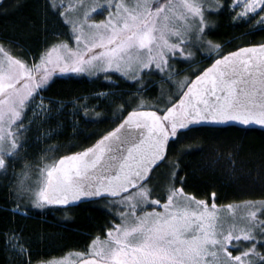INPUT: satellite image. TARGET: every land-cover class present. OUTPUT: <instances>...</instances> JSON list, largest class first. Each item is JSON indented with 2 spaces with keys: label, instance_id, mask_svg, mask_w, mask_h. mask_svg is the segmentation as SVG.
<instances>
[{
  "label": "snow or ice",
  "instance_id": "obj_1",
  "mask_svg": "<svg viewBox=\"0 0 264 264\" xmlns=\"http://www.w3.org/2000/svg\"><path fill=\"white\" fill-rule=\"evenodd\" d=\"M48 7L59 8L58 14L64 15L59 0H49ZM222 11L264 26V0H233L227 7L221 0H105L103 4L91 0L80 18L65 17L75 47L59 41L25 63L0 44V175L4 176L26 148L20 141L31 130L29 115L38 119L53 111L45 107L44 93L57 77L102 73L109 79L110 74H119L142 85L143 77L154 73H165L170 80L172 64L191 63L193 49L218 56L195 79L177 81L178 95L163 108L144 110V101L139 100L138 107L92 147L49 162L47 154L56 151L50 146L36 166L38 179L31 183L26 181L32 167L25 165L13 186L17 201L13 214H28L30 209L22 207L21 200L33 209L67 206L83 198L115 206L107 239L93 238L90 258L80 264H264V200L244 201L239 214L228 205L229 215L224 216L215 202L209 206L175 186V164L165 197L153 198L150 187L156 172L168 163L170 148L180 144L193 126L264 127V44L222 54V46L208 39L215 27L210 14ZM104 12L106 19L95 22L92 14ZM120 109L123 112V105ZM79 111L87 119L88 111L95 109L85 105ZM19 241L18 233L7 234L6 243L31 264L28 249Z\"/></svg>",
  "mask_w": 264,
  "mask_h": 264
},
{
  "label": "trees",
  "instance_id": "obj_2",
  "mask_svg": "<svg viewBox=\"0 0 264 264\" xmlns=\"http://www.w3.org/2000/svg\"><path fill=\"white\" fill-rule=\"evenodd\" d=\"M231 2L221 0L225 7ZM48 4L47 0H8L0 7V44L9 54L31 63L47 45L67 41L59 10L53 11ZM211 20L215 29L208 37L222 46L220 52L224 55L264 44V30H261L264 26H255L256 20L235 21L230 11L211 14ZM215 58L218 56L207 52L191 63L178 61L172 64L170 80L165 78V73H154L144 76L142 85L120 78L119 74H110L109 79L103 75L94 79L73 75L57 77L44 93V105L53 111L38 119L29 115L33 121L31 130L20 141L26 148L8 175H0V264H25V256L6 243L7 234L12 232L19 234V243L28 249L31 264L73 252L86 253L93 238H106L117 210L104 200L72 207L52 205L45 209H33L27 200H21L20 205L30 210L26 216L14 215L12 208L17 201L13 186L26 171L25 165L32 167L26 183L35 181L39 170L36 166L50 146L56 151L47 154L49 162L86 150L118 127L121 117L136 109L139 100L144 101V110L163 108L178 95L177 81L195 79ZM85 105L95 109L88 111L87 119L79 111ZM257 137L264 138V131L238 127H199L188 131L180 138V144L170 148L168 163L156 172L150 185L153 198L166 196L175 164L178 166L175 186L183 187L186 194L198 200L215 202L217 206L264 200V144H258ZM245 161L252 164L244 166Z\"/></svg>",
  "mask_w": 264,
  "mask_h": 264
},
{
  "label": "rangeland",
  "instance_id": "obj_3",
  "mask_svg": "<svg viewBox=\"0 0 264 264\" xmlns=\"http://www.w3.org/2000/svg\"><path fill=\"white\" fill-rule=\"evenodd\" d=\"M49 2V0H47ZM59 2L65 7V11H64V15H60L61 19L63 20V23L64 25L66 26V34L64 35V37L68 38L66 42L69 43V46L70 47H75V42L74 40H70L69 37L72 35V32H71V24L70 23H65V17H68L70 20H76L78 18H80L84 12V10L86 9V6L91 2V0H59ZM100 3H105V0H99ZM70 6V7H69ZM57 10V9H56ZM59 12L61 11V9H59ZM231 12V11H230ZM211 14H215V13H211ZM210 14V15H211ZM95 18V22L99 23L100 21L106 19L107 17V12H104L103 14H98V13H93L92 14ZM235 21H241L239 19H234ZM255 26H262L259 24L258 20L255 21ZM215 27L211 28L210 31L214 30ZM206 31H208L206 29ZM208 39H211L208 37ZM213 41V43H215V41L213 39H211ZM194 51V57L193 59H196L198 57V55H203L204 53H207L208 51L204 50V51H195V49H193ZM215 55H217L216 53H213ZM0 59H3V56L0 55ZM33 59V58H32ZM181 62V61H179ZM103 75L102 73L99 75L101 76ZM68 76H72V75H68ZM73 76H76V77H86V78H90V79H94V78H97L99 76L97 75H92V76H88V75H73ZM64 77V76H62ZM37 112H39V109H37ZM33 117H36V116H33ZM263 134V133H261ZM257 141L258 144H264V138L262 137H257L255 139ZM255 141L252 142V144H256ZM252 163H248L245 161L244 163V166H248V165H251ZM33 182V181H32ZM31 183V182H30ZM244 201H249V200H243V201H237L233 204H229V205H233V208L234 210L239 214L240 212L243 211V202ZM26 202V201H24ZM207 202V201H206ZM209 206H211V204L213 203H209ZM111 205V204H110ZM228 205L226 206H218V211L224 215V216H228L229 215V211H228V208H227ZM116 208V207H115ZM117 210V209H116ZM157 211H162V208L160 207H157ZM107 239V235H106V238ZM261 251H264V249H261ZM87 252H88V249H87ZM77 253H83V252H73L71 254H67L65 256H62V257H59V258H54V259H51V260H48L46 262H42V264H49V261H60V260H63L66 262V264H75L77 263L80 259H82L84 256L89 255V253H84V256L83 257H80L77 255ZM234 255L237 254V253H233Z\"/></svg>",
  "mask_w": 264,
  "mask_h": 264
},
{
  "label": "water",
  "instance_id": "obj_4",
  "mask_svg": "<svg viewBox=\"0 0 264 264\" xmlns=\"http://www.w3.org/2000/svg\"><path fill=\"white\" fill-rule=\"evenodd\" d=\"M8 0H0V7ZM262 44H258V45H254V46H247V47H258ZM239 50V49H238ZM236 50V51H238ZM235 52V51H234ZM211 67V66H210ZM126 118V117H125ZM199 127H208V128H229V127H238V128H241V129H250V130H260V131H264V127H261L259 125H250V126H242L240 125L239 123H230V124H225V125H214V124H203V125H196V126H193L192 129H195V128H199ZM92 147V146H91ZM163 163V162H161ZM102 200V199H101ZM93 201H98V200H94V199H87V198H83L81 199L80 201H77V202H74L72 204H69L67 206H63V205H56V206H59V207H72V206H78L80 204H83V203H87V202H93ZM90 258V257H88ZM77 264H80V261L77 263Z\"/></svg>",
  "mask_w": 264,
  "mask_h": 264
},
{
  "label": "flooded vegetation",
  "instance_id": "obj_5",
  "mask_svg": "<svg viewBox=\"0 0 264 264\" xmlns=\"http://www.w3.org/2000/svg\"><path fill=\"white\" fill-rule=\"evenodd\" d=\"M105 239V238H104ZM103 240V239H102ZM92 241V240H91ZM87 256H89V255H87ZM81 260V259H80Z\"/></svg>",
  "mask_w": 264,
  "mask_h": 264
},
{
  "label": "bare ground",
  "instance_id": "obj_6",
  "mask_svg": "<svg viewBox=\"0 0 264 264\" xmlns=\"http://www.w3.org/2000/svg\"><path fill=\"white\" fill-rule=\"evenodd\" d=\"M84 252V251H83ZM87 255V254H86Z\"/></svg>",
  "mask_w": 264,
  "mask_h": 264
}]
</instances>
